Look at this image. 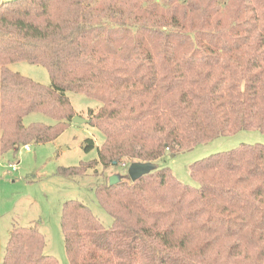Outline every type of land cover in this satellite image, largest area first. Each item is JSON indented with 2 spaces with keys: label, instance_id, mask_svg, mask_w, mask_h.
<instances>
[{
  "label": "trees",
  "instance_id": "16d2710c",
  "mask_svg": "<svg viewBox=\"0 0 264 264\" xmlns=\"http://www.w3.org/2000/svg\"><path fill=\"white\" fill-rule=\"evenodd\" d=\"M47 69L42 86L10 66ZM101 103L88 120L105 141L67 178L158 164L217 138L264 133V0H10L0 5V160L60 137L68 93ZM44 114L55 124L24 119ZM93 141H87V150ZM195 189L160 169L96 187L113 219L64 204L71 264H255L264 252V145L195 163ZM38 225L14 227L3 264H59Z\"/></svg>",
  "mask_w": 264,
  "mask_h": 264
},
{
  "label": "rangeland",
  "instance_id": "374dc122",
  "mask_svg": "<svg viewBox=\"0 0 264 264\" xmlns=\"http://www.w3.org/2000/svg\"><path fill=\"white\" fill-rule=\"evenodd\" d=\"M10 0H0L3 2ZM10 68L32 79L42 86H50L51 80L43 66L26 62L16 63ZM76 116L87 119L89 110L97 111L101 103L84 94L68 93ZM24 123L47 125L55 124L50 117L33 113L25 117ZM93 141L88 149L87 141ZM103 133L90 124L70 127L56 140L38 144L29 143L30 151L21 147L18 152L7 153L0 160V264H3L10 233L14 227L38 225L46 239L44 253L54 257L59 264H71L65 245L62 228L64 204L79 201L90 208L105 229L113 227V219L100 205L96 197V187L110 183L113 176L128 180L130 163L109 167L104 171L98 167L99 174L90 172L86 176L67 178L59 174L62 168L78 167L98 159V150L103 145ZM264 145V133L260 131H242L235 135L223 136L209 143H203L192 149L180 151L175 155L167 154L158 162L160 169H169L183 185L200 188L193 178L191 167L200 161L220 153H229L243 145ZM17 165L13 171L11 165ZM255 264H264V252Z\"/></svg>",
  "mask_w": 264,
  "mask_h": 264
},
{
  "label": "water",
  "instance_id": "95a60500",
  "mask_svg": "<svg viewBox=\"0 0 264 264\" xmlns=\"http://www.w3.org/2000/svg\"><path fill=\"white\" fill-rule=\"evenodd\" d=\"M88 119L81 118L79 116H75L72 120V123L77 125H84L89 124ZM159 168L158 164L154 163H142V162H135L132 163L128 168V177L132 182H137L144 178L145 176L150 175L154 171ZM120 182V178L113 176L110 179V185L114 186Z\"/></svg>",
  "mask_w": 264,
  "mask_h": 264
},
{
  "label": "built area",
  "instance_id": "2783aa9c",
  "mask_svg": "<svg viewBox=\"0 0 264 264\" xmlns=\"http://www.w3.org/2000/svg\"><path fill=\"white\" fill-rule=\"evenodd\" d=\"M25 150L27 152H29L31 149H30L29 146H25ZM11 168H12L13 171H17V165L16 164L11 165Z\"/></svg>",
  "mask_w": 264,
  "mask_h": 264
},
{
  "label": "crops",
  "instance_id": "0c3cea01",
  "mask_svg": "<svg viewBox=\"0 0 264 264\" xmlns=\"http://www.w3.org/2000/svg\"><path fill=\"white\" fill-rule=\"evenodd\" d=\"M234 135H235V134H234ZM217 139H218V138H217ZM213 141H214V140H213ZM210 142H211V141H210ZM206 143H209V142H206ZM206 143H205V144H206ZM192 148H194V147H192ZM192 148H190V149H192ZM170 155H173V154H170Z\"/></svg>",
  "mask_w": 264,
  "mask_h": 264
}]
</instances>
